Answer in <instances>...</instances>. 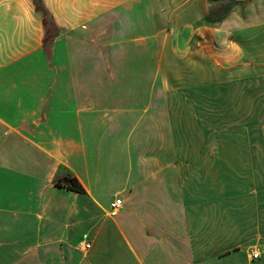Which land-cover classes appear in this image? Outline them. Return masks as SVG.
Instances as JSON below:
<instances>
[{
    "label": "crops",
    "instance_id": "1",
    "mask_svg": "<svg viewBox=\"0 0 264 264\" xmlns=\"http://www.w3.org/2000/svg\"><path fill=\"white\" fill-rule=\"evenodd\" d=\"M41 2L47 41L35 0H0V264H264V0ZM133 45L179 186L132 172L110 193L87 113Z\"/></svg>",
    "mask_w": 264,
    "mask_h": 264
},
{
    "label": "rangeland",
    "instance_id": "2",
    "mask_svg": "<svg viewBox=\"0 0 264 264\" xmlns=\"http://www.w3.org/2000/svg\"><path fill=\"white\" fill-rule=\"evenodd\" d=\"M126 51L127 56L115 65L117 81H107L104 75L97 112L87 113L85 139L103 140L101 145L99 141L88 144V150L98 154L94 156L100 159L104 173L108 170L116 178L109 185L110 193L123 186L132 172L133 179H143L150 186L176 188L178 175L175 169H170L175 168V160L153 154L166 131L165 140H171L169 129L160 118V85L155 80L157 61L151 55L153 51L136 45ZM96 118L97 125L91 124ZM95 161L91 160L92 164Z\"/></svg>",
    "mask_w": 264,
    "mask_h": 264
},
{
    "label": "trees",
    "instance_id": "3",
    "mask_svg": "<svg viewBox=\"0 0 264 264\" xmlns=\"http://www.w3.org/2000/svg\"><path fill=\"white\" fill-rule=\"evenodd\" d=\"M37 9L44 13V25L47 29L46 41L54 38L56 36L57 28L54 22L51 20L48 12L46 11L41 0H35ZM56 184L59 186H65L66 188L75 191L82 192L83 188L75 177L68 176L65 179H59L56 181Z\"/></svg>",
    "mask_w": 264,
    "mask_h": 264
},
{
    "label": "built area",
    "instance_id": "4",
    "mask_svg": "<svg viewBox=\"0 0 264 264\" xmlns=\"http://www.w3.org/2000/svg\"><path fill=\"white\" fill-rule=\"evenodd\" d=\"M123 208V201L120 198H116L112 203H111V216L115 217L117 216L120 211ZM85 247L86 249H90L91 248V242L90 241H86L85 243ZM260 253H254V258H259Z\"/></svg>",
    "mask_w": 264,
    "mask_h": 264
}]
</instances>
